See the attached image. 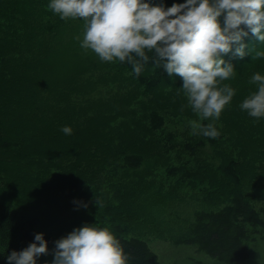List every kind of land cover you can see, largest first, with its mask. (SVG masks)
I'll use <instances>...</instances> for the list:
<instances>
[{
  "label": "rangeland",
  "instance_id": "1",
  "mask_svg": "<svg viewBox=\"0 0 264 264\" xmlns=\"http://www.w3.org/2000/svg\"><path fill=\"white\" fill-rule=\"evenodd\" d=\"M50 2L0 0V131L17 142L0 147V199L38 216L58 240L85 225L114 232L118 224L125 236L145 239L162 264H222L177 241L195 209L223 207L233 189L264 205V117L240 108L257 90L252 76H264V57L252 60L261 42L244 37L242 59L235 46L222 54L235 73L220 84L235 95L218 120L201 121L180 77L145 91L118 60L81 48L84 21L61 19ZM64 54L76 65L52 63ZM153 110L165 118L160 129L152 128ZM190 120L213 123L218 142L191 153L185 143L202 134H193ZM126 153L144 154L143 165H120ZM230 159L238 180L222 169ZM251 252L244 264H264V238Z\"/></svg>",
  "mask_w": 264,
  "mask_h": 264
},
{
  "label": "clouds",
  "instance_id": "2",
  "mask_svg": "<svg viewBox=\"0 0 264 264\" xmlns=\"http://www.w3.org/2000/svg\"><path fill=\"white\" fill-rule=\"evenodd\" d=\"M48 8L64 20L82 19L80 46L101 61H127L139 77L144 65L154 59L155 67L180 77L187 106L201 121L218 120L235 95L232 87L220 84L235 73L222 54L232 52L235 46L233 55L242 59L246 55L242 41L249 32L264 42V0H186L167 9L148 0H51ZM261 57L264 51H256L252 60ZM249 83L257 90L243 100L240 108L250 117H264V76L256 73ZM188 124L193 134L213 139L220 135L213 123L190 120ZM61 131L72 134L69 126ZM48 254L44 235L38 233L27 248L12 251L7 262L37 264L39 256ZM53 256L51 264L127 262L119 240L107 227L89 225L55 241Z\"/></svg>",
  "mask_w": 264,
  "mask_h": 264
},
{
  "label": "trees",
  "instance_id": "3",
  "mask_svg": "<svg viewBox=\"0 0 264 264\" xmlns=\"http://www.w3.org/2000/svg\"><path fill=\"white\" fill-rule=\"evenodd\" d=\"M148 2L154 6L163 5L167 9L173 4L184 3L186 0H148ZM245 31H247L246 28ZM245 38H253L255 42L258 40L251 32ZM260 44L262 46L260 45L258 48H264V42ZM52 63L63 70L76 65L75 59L65 54L57 57L53 55ZM119 64L131 72L132 77L145 87V91L153 90L170 78L163 67H155L154 59H150L144 65L139 77L136 76L132 65L127 61H119ZM151 121L153 129H160L164 125L165 118L157 110H153ZM203 124L206 125V122ZM217 142L218 137L213 139L201 135L196 142L185 143V147L194 154L197 152L196 150L207 144H216ZM16 145L17 142L5 137L0 131V147L10 148ZM144 160L145 155L142 153H126L123 162L119 164L138 169L143 165ZM235 162L234 159L224 162L222 169L229 176L238 180ZM170 173L172 174L171 170ZM1 182L2 172L0 169V184ZM228 202L219 209H195L187 233L180 236L177 242L194 246L198 252L205 253L222 264H244L249 261L252 256V245L264 238V205L258 206L253 203L240 188L233 189ZM40 223L38 216L25 215L15 205L5 203L0 199V264H8L7 256L12 251L19 252L27 248L34 242L35 234L38 233H43L48 244L49 254L39 256L37 264H51L54 258L55 241L58 239L54 234L41 228ZM115 228L116 230L112 234L119 240L127 257L126 264H162L159 255L145 239L138 236H125L121 225L116 224Z\"/></svg>",
  "mask_w": 264,
  "mask_h": 264
}]
</instances>
